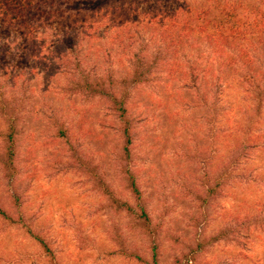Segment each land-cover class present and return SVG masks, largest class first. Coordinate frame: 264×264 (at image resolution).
<instances>
[{
	"label": "rangeland",
	"instance_id": "1",
	"mask_svg": "<svg viewBox=\"0 0 264 264\" xmlns=\"http://www.w3.org/2000/svg\"><path fill=\"white\" fill-rule=\"evenodd\" d=\"M164 4L150 2L138 10L177 6ZM147 32L141 37L148 38ZM43 35L29 38L0 19V78L10 82L7 94L22 102L14 177L0 165V208L14 218L20 210L54 259L25 228L0 218V264H264V227L252 221L264 205V114L253 127L258 146L251 148L253 134L244 129L257 116L244 93L246 68H220L203 46L185 52L189 62L179 59L180 69L194 61L202 68L208 64L209 73L198 74L195 88L182 87L185 76L169 71L175 66L158 65L136 86L129 76L127 145L112 102L70 91L72 73L63 74L56 41ZM109 42L84 39L83 68L109 70L121 81L130 55L121 62L114 55L121 47ZM156 47L148 45V56ZM103 50L112 51L111 60ZM61 127L70 144L59 137ZM3 130L0 115V136ZM72 152L90 161L95 174L78 166ZM127 170L135 175L140 201L127 187ZM141 209L147 217H138ZM241 221L240 236H220Z\"/></svg>",
	"mask_w": 264,
	"mask_h": 264
},
{
	"label": "trees",
	"instance_id": "2",
	"mask_svg": "<svg viewBox=\"0 0 264 264\" xmlns=\"http://www.w3.org/2000/svg\"><path fill=\"white\" fill-rule=\"evenodd\" d=\"M125 0H0V19L4 25L18 29L29 38L38 34H46L48 40L56 41V53L63 74H71L70 91L80 92L89 97L105 98L112 102L117 116L125 124L126 144L131 143V134L128 122L126 101L128 98V77L135 86L148 81L154 73L153 68L158 65L175 66L172 72H180L183 78L182 87H196L198 74L204 77L209 73V66L202 68L197 62H191L184 68L180 60L189 62L185 52L199 47L210 49V60H220V68L230 69L240 66L246 68L243 81L246 84L244 93L248 103L253 104L251 109L254 117L250 118L246 126L248 139H253L256 148L259 136H255L254 128L259 123L258 116L264 114V0H207L199 6L181 5V0H134L138 6H126ZM154 2L175 5L173 9L165 6L140 13L139 7ZM58 27V28H57ZM60 27V28H59ZM58 32H54L56 29ZM150 33L148 38L141 37L142 32ZM102 32L98 36V33ZM49 33V34H48ZM109 34V35H108ZM45 36V35H43ZM109 39L110 44L119 45L121 52H115L118 60L123 62L128 57L130 70L121 81L114 78L109 70L99 73L97 66L87 70L83 68L80 53L83 49L84 39L94 43L98 39ZM157 44L153 57L148 56L147 48L150 43ZM138 46L135 49V45ZM105 49V47L103 48ZM107 49V48H106ZM112 50V48H111ZM133 50H138L133 51ZM106 53L105 50H103ZM199 51V50H198ZM198 58H203V50ZM110 59L112 51L106 53ZM180 54V55H179ZM207 62L209 60L206 56ZM111 60V59H110ZM257 64V65H256ZM73 65L74 73L70 66ZM256 65V66H255ZM255 66V67H254ZM159 69V67H158ZM177 69V71H176ZM187 79H190L189 82ZM220 79V78H219ZM10 84L7 78H0V115L5 124L0 139V165L14 177L16 173V146L19 135L18 113L21 107L19 98L8 95L6 87ZM119 84V86H116ZM119 88V91L117 92ZM59 137L68 144L71 143L68 132L62 127L58 131ZM125 154L130 155L125 146ZM249 147V146H248ZM78 166L86 172L95 174L96 167L76 152L71 155ZM237 160V159H236ZM127 187L133 197L141 200V191L136 182L134 173L126 172ZM103 190L111 194L109 188L103 184ZM113 197V196H112ZM116 198L113 197V201ZM121 205L131 212L132 208L127 202ZM14 206L19 210L18 199ZM139 218L147 217L141 209ZM253 225L264 227V205L258 206L252 213ZM0 218L9 224H18L26 229L27 233L39 244L43 251L54 259L53 251L44 237L35 232L24 222L21 211L14 218L4 209L0 208ZM242 221L227 231L220 233L221 237H238L241 235ZM154 264H156L154 260Z\"/></svg>",
	"mask_w": 264,
	"mask_h": 264
}]
</instances>
